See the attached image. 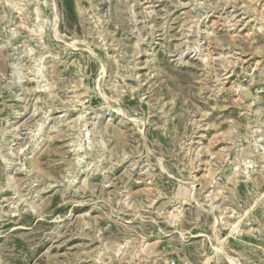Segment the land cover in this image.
<instances>
[{
    "label": "rangeland",
    "instance_id": "obj_1",
    "mask_svg": "<svg viewBox=\"0 0 264 264\" xmlns=\"http://www.w3.org/2000/svg\"><path fill=\"white\" fill-rule=\"evenodd\" d=\"M0 264H264V0H0Z\"/></svg>",
    "mask_w": 264,
    "mask_h": 264
},
{
    "label": "bare ground",
    "instance_id": "obj_2",
    "mask_svg": "<svg viewBox=\"0 0 264 264\" xmlns=\"http://www.w3.org/2000/svg\"><path fill=\"white\" fill-rule=\"evenodd\" d=\"M43 135H40L39 137H38V139H40V137H42ZM38 146V145H37Z\"/></svg>",
    "mask_w": 264,
    "mask_h": 264
}]
</instances>
